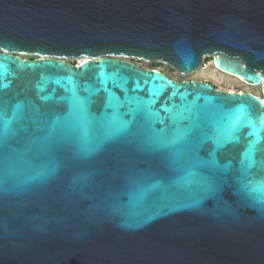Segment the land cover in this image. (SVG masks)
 Returning a JSON list of instances; mask_svg holds the SVG:
<instances>
[{"label":"water","instance_id":"95a60500","mask_svg":"<svg viewBox=\"0 0 264 264\" xmlns=\"http://www.w3.org/2000/svg\"><path fill=\"white\" fill-rule=\"evenodd\" d=\"M204 57L264 95V0H0V264H264L263 99L126 59Z\"/></svg>","mask_w":264,"mask_h":264},{"label":"bare ground","instance_id":"6f19581e","mask_svg":"<svg viewBox=\"0 0 264 264\" xmlns=\"http://www.w3.org/2000/svg\"><path fill=\"white\" fill-rule=\"evenodd\" d=\"M206 58L207 57L202 58V61H206ZM145 62H149V61H145ZM160 70H162L167 75L168 74L170 75V72L166 67ZM172 75L184 76L188 78L189 76H191L192 78L195 79H203L212 82L218 88H222L230 91L232 90L250 91L256 94L257 96H259L260 98H262L264 101V95L262 93L260 85H252L249 83L242 82L241 79H239L236 76L228 75L219 71L218 69L215 68L212 58L209 62L205 64L201 62V65L194 72L183 74L177 71V72H173Z\"/></svg>","mask_w":264,"mask_h":264},{"label":"snow or ice","instance_id":"6c2138e0","mask_svg":"<svg viewBox=\"0 0 264 264\" xmlns=\"http://www.w3.org/2000/svg\"><path fill=\"white\" fill-rule=\"evenodd\" d=\"M72 103H73V104H76V103H78V102L74 100V101H72ZM242 118H243L242 114H236V115L233 117V122H234V123H239V121H240ZM122 129H123V125H115V124H114V125L112 126L113 134L119 133L120 131H122ZM155 145H156V147H158V148H164V147H166L164 141L161 140V139H157V140L155 141ZM80 147H81V149H82L83 151H86V152H91V151L94 150V147H93L91 144H89V142H88L86 139H84V138L81 139ZM42 176H43V174H41V178H42ZM198 205H199V201H198V200H194L191 204H189V205H184L183 207L195 208V207H198ZM259 211H260L262 214H264V203H262V204L260 205Z\"/></svg>","mask_w":264,"mask_h":264},{"label":"rangeland","instance_id":"374dc122","mask_svg":"<svg viewBox=\"0 0 264 264\" xmlns=\"http://www.w3.org/2000/svg\"><path fill=\"white\" fill-rule=\"evenodd\" d=\"M127 60H130L140 66H144V67H157V68H160V69H163V68H167L170 72V77L174 78V79H183V78H188V77H184V76H177V75H172L173 72H177L176 70L172 69L170 66L166 65V64H163V63H154V62H145L144 60H139V59H136V58H126ZM211 60V57H207L206 58V61H202L203 64L209 62ZM189 78H192L191 76H189ZM203 80V79H202Z\"/></svg>","mask_w":264,"mask_h":264}]
</instances>
